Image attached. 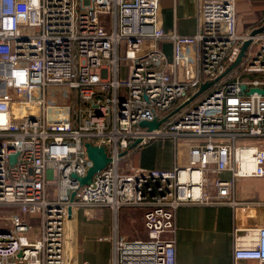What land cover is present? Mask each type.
Returning <instances> with one entry per match:
<instances>
[{
	"label": "built area",
	"instance_id": "obj_1",
	"mask_svg": "<svg viewBox=\"0 0 264 264\" xmlns=\"http://www.w3.org/2000/svg\"><path fill=\"white\" fill-rule=\"evenodd\" d=\"M241 2L204 0L196 33L181 36L162 28L160 0H0V209L8 212L0 264H68V222L103 208L115 220L142 209L147 233L119 238L115 222L108 264H177L175 212L184 205L233 207V264H264V225L248 224L264 214V199L235 195L240 180H264V95L248 94L264 90V31L239 30ZM247 42L231 72L180 108ZM49 87L63 88L60 102ZM166 117L156 130L139 126ZM136 141L133 149L189 142L188 164L135 167ZM87 142L111 162L82 186L73 175L93 165Z\"/></svg>",
	"mask_w": 264,
	"mask_h": 264
},
{
	"label": "crops",
	"instance_id": "obj_2",
	"mask_svg": "<svg viewBox=\"0 0 264 264\" xmlns=\"http://www.w3.org/2000/svg\"><path fill=\"white\" fill-rule=\"evenodd\" d=\"M203 1L160 0L162 28L166 32L176 31L181 36H193L198 28L199 6ZM237 15L241 32L250 31L260 24L263 27L264 0H245L238 3ZM163 50L170 59L172 46L165 43ZM181 145L183 149L178 152L177 145L171 141H155L147 146L133 149L129 159L135 167L146 169L171 170L175 166H187L190 143L181 142ZM219 177L229 180L231 175L227 172ZM235 195L237 199L250 202L258 198L264 199V180H240L235 186ZM235 213L233 207L229 205L179 207L175 212L176 263L233 264L232 232L235 225ZM113 217L114 213L109 208L80 209L74 214L73 221L71 220L75 228L72 248L76 262L90 264L110 262L115 222L119 235V217L123 229L119 238H146L142 209L134 211L122 209L116 220H113ZM248 224L264 225V214L248 220ZM103 236H106L108 240L99 242ZM240 264H257V262L241 261Z\"/></svg>",
	"mask_w": 264,
	"mask_h": 264
},
{
	"label": "water",
	"instance_id": "obj_3",
	"mask_svg": "<svg viewBox=\"0 0 264 264\" xmlns=\"http://www.w3.org/2000/svg\"><path fill=\"white\" fill-rule=\"evenodd\" d=\"M262 31H264V26L262 28L258 29L257 31L253 32V33L262 32ZM248 45H249V42L244 44V46L242 47L241 53H240L239 57L237 58L236 62L232 66H230L225 71L224 74L219 76L213 82H207V83L202 84L200 86V89L191 97V99L189 101H187L186 103H184L180 108L186 106L187 104H189L190 102L195 100L197 97H199L205 91H207L214 83L218 82L223 77H225L229 72H231L242 61V58L244 56L245 50L248 47ZM242 89L245 91L246 86L243 85ZM254 92H258V93L264 95V90L259 89V88L251 89L248 94H252ZM167 119H168V117H166L160 121H158V120H154L151 122L142 121L139 123V126L142 128H147L149 131H153V130L158 129L161 126V124L163 122H165ZM138 143H139V141L134 142V144L131 146V148L132 149L135 148L138 145ZM85 148H86L87 156L92 161L93 165L91 168H89L85 177H77V176L73 175V178L76 179L82 186L83 185H89V184L93 183V179H94L95 175L98 174L99 172H101L102 170L106 169L111 162V158L108 157L106 149L104 146H94L93 144L87 142L85 144ZM11 160L14 162L15 156L11 157ZM74 196H75V193L72 194V199L74 198ZM70 213H71V211H70ZM68 229L69 230H68V235L66 237V246H67V261H68V264H70L72 259H73V256H74V251H73L72 244H71V239L73 237L74 231H73V226H72L71 221L68 222Z\"/></svg>",
	"mask_w": 264,
	"mask_h": 264
},
{
	"label": "rangeland",
	"instance_id": "obj_4",
	"mask_svg": "<svg viewBox=\"0 0 264 264\" xmlns=\"http://www.w3.org/2000/svg\"><path fill=\"white\" fill-rule=\"evenodd\" d=\"M63 94V88L62 87H49L48 88V98L49 99H53L55 101H58L60 102V98ZM74 94V93H73ZM52 95H55V97H52ZM177 149H178V152H181V149H183V146L181 145V143H179L177 145ZM131 211H134L136 209H130ZM10 212V210H9ZM8 212H6L5 210L3 209H0V216H6ZM121 217V216H120ZM118 219V227H119V235L121 236L122 234V224H121V219ZM113 220H115V217H113ZM82 222V221H81ZM33 224L35 225V227H38V221L37 222H33ZM73 226V225H72ZM68 224H67V234H66V237L68 235ZM73 231L75 232V228L73 227ZM74 232H73V235H74ZM122 238V237H121ZM136 239H141V238H136ZM144 239V238H143ZM108 238H106V236H103L102 240L99 241V242H103V241H107ZM109 242V241H108ZM108 242H104V243H108ZM95 243V242H94ZM93 243V244H94ZM104 243H101V244H104ZM71 244H72V239H71ZM102 252V251H101ZM103 254V252H102ZM74 257V256H73Z\"/></svg>",
	"mask_w": 264,
	"mask_h": 264
}]
</instances>
